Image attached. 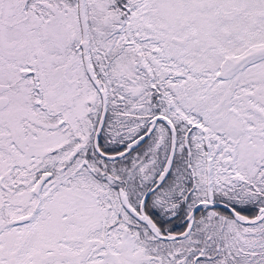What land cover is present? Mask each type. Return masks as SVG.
I'll use <instances>...</instances> for the list:
<instances>
[{
    "label": "snow or ice",
    "instance_id": "6c2138e0",
    "mask_svg": "<svg viewBox=\"0 0 264 264\" xmlns=\"http://www.w3.org/2000/svg\"><path fill=\"white\" fill-rule=\"evenodd\" d=\"M0 264H264V0H0Z\"/></svg>",
    "mask_w": 264,
    "mask_h": 264
}]
</instances>
